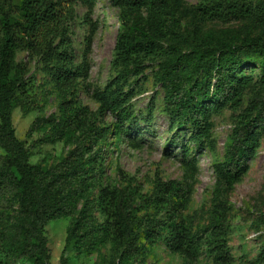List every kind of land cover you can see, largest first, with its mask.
Returning <instances> with one entry per match:
<instances>
[{
  "label": "trees",
  "instance_id": "trees-1",
  "mask_svg": "<svg viewBox=\"0 0 264 264\" xmlns=\"http://www.w3.org/2000/svg\"><path fill=\"white\" fill-rule=\"evenodd\" d=\"M120 10V29L115 45L114 66L121 78L141 75L149 63L158 62V80L164 91L165 112L178 128L192 124L197 138L209 136L206 111L195 105L198 79L210 77L218 109L230 105L237 111L250 79L238 78L243 59L260 65L261 86L239 120L225 149V161L215 166L216 183L211 200L209 245L212 264H232L228 246L231 209L228 194L247 171L248 155L257 145L255 132L264 135V39L260 37L216 38L203 35L201 23L213 18H248L255 5L264 18V0H210L182 9L180 0H112ZM81 3L89 12L94 0H0V243L31 264H50L47 227L62 219H75L60 264L73 242L92 247L101 240L112 244L109 264H146L139 245L141 233L150 244L164 243L172 253L197 261L202 237L192 234L182 219L192 197V185L184 181L155 178L150 195H142L135 179L120 171L121 187L105 185L104 148L111 131L101 125V114L111 109L118 124L126 118L121 102L107 95L97 111L78 101L85 65L78 66L72 54L69 22ZM191 17L198 43L185 53L177 41L178 23ZM169 40L167 49L163 43ZM92 38L87 39V51ZM18 51L36 58L54 83L59 112L49 118L35 117L27 135L50 131L40 144L71 140L73 149L50 169L32 163V149L20 141L13 125V112L25 116L39 109L36 81L27 77L26 62L16 63ZM187 173L193 169L192 164ZM146 210L133 215L137 200ZM155 210L153 213L147 212ZM97 212L102 215L99 221ZM16 213L9 223L8 217Z\"/></svg>",
  "mask_w": 264,
  "mask_h": 264
},
{
  "label": "rangeland",
  "instance_id": "rangeland-1",
  "mask_svg": "<svg viewBox=\"0 0 264 264\" xmlns=\"http://www.w3.org/2000/svg\"><path fill=\"white\" fill-rule=\"evenodd\" d=\"M182 9H191L210 0H180ZM95 7L89 12L81 3L74 7V15L69 22L72 39V54L78 66L85 65L80 79L78 101L97 111L104 96L111 102H121V110L126 115L118 124L116 114L105 110L100 117L101 125L108 127L111 134L104 148V183L110 187L124 185L120 171L135 179L142 195H150L154 181L159 176L163 181H184L187 175L192 185V197L182 214L192 237H202L203 246L197 261L172 253L164 243L150 245L141 233L139 245L145 252L146 264H212L209 248V224L213 191L216 183L215 166L225 161L226 145L231 138L240 114L249 106L256 91L261 86L260 65L253 59L244 58V63L235 72L238 78L250 79L242 104L237 111L230 105L218 109L216 90L210 77L198 79L200 95L194 99L198 108L209 115L211 124L208 138L198 140L192 124L178 128L175 119L165 112L164 91L158 80V62L149 63L139 76L121 78L120 70L114 66L115 45L120 29V10L112 0H94ZM255 5L248 18L223 16L201 23L203 35L216 38L227 36L231 40L241 37L264 39V18ZM197 22L191 17L182 18L178 23L177 41L183 52L188 53L198 43L194 35ZM231 36H235L234 39ZM92 38V46L87 51V39ZM169 40L163 43L167 49ZM26 62L27 77L36 81L39 109L25 116L19 109L13 112L16 136L32 149V163L42 164L50 169L58 164L73 149L71 140L65 139L54 144H40V140L50 134L49 130L28 136L27 132L35 117L49 118L59 112V97L51 79L44 74L36 58L29 53L18 51L16 63ZM257 145L248 155L247 171L228 194L231 209L228 220L231 228L228 246L232 254V264H264V135L255 132ZM0 154L3 151L0 150ZM192 164L193 169L186 174ZM141 199L137 200L133 215L140 218L146 213ZM149 209L147 212L153 213ZM16 213L9 215L11 223ZM99 221L102 215L97 212ZM75 219H62L47 227L50 264H60L69 232ZM112 244L101 240L92 247H83L73 242L67 251L68 264H109ZM0 264H31L27 259H19L15 253L0 243ZM124 264V263H123Z\"/></svg>",
  "mask_w": 264,
  "mask_h": 264
}]
</instances>
